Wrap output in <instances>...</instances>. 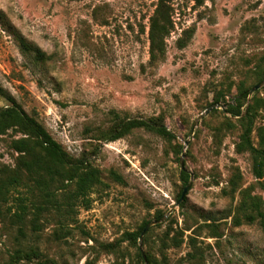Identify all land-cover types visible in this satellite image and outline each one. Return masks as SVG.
<instances>
[{
	"label": "rangeland",
	"instance_id": "374dc122",
	"mask_svg": "<svg viewBox=\"0 0 264 264\" xmlns=\"http://www.w3.org/2000/svg\"><path fill=\"white\" fill-rule=\"evenodd\" d=\"M156 3L0 0V10L12 25L50 56L43 66L33 65L0 25V86L68 153L79 157L88 152L102 180L91 194L89 209L79 202L64 218L52 209L43 214L38 233L27 223L25 238L8 218L0 217V264H39L12 259L17 249L29 246L39 247L58 264H132L135 248L124 243L115 254L106 245L144 221H154L158 212L168 215L150 234L159 261V239L169 225L177 233L186 227L196 230L186 231L180 248L164 251L167 261L159 264H188L190 235L202 248L204 264H264V228L258 222H233L240 190L254 186V194L264 200L250 155L236 151L240 126L226 129L228 115L219 109L194 127L217 90L231 86V99L240 84L251 89L256 85L264 68V0H173L175 29L166 56L150 63L149 18ZM192 28L191 40L179 48L183 32ZM255 93L263 106L257 125L263 126L264 85ZM6 105L0 100V106ZM116 115L162 116L175 138L168 141L137 129L112 143L93 139ZM220 127L223 131L215 138ZM19 137L12 131L0 136V169L15 168L18 155L11 142ZM182 170L190 174L189 190L184 207H175L184 186ZM237 171L242 179L233 193L231 180ZM17 190L9 197L12 212L17 197L38 195L35 189ZM206 224H216L219 237H212Z\"/></svg>",
	"mask_w": 264,
	"mask_h": 264
},
{
	"label": "trees",
	"instance_id": "16d2710c",
	"mask_svg": "<svg viewBox=\"0 0 264 264\" xmlns=\"http://www.w3.org/2000/svg\"><path fill=\"white\" fill-rule=\"evenodd\" d=\"M172 1L157 0L154 13L149 18L150 63H159L166 56L167 40L175 29L173 20L175 10ZM0 25L12 35L20 52L30 63L35 66H43L50 60V56L16 29L1 10ZM193 33V28L185 30L183 32L184 36L177 42L178 47H186ZM262 82H264V68L258 73L254 87ZM251 90L242 83L237 89V94L230 97L231 99H228L231 95V86L226 90H217L213 102L207 104L204 110H207L213 104L225 106L222 113L229 116H226L227 121L224 124L226 129H233L236 124L241 128L240 142L236 145V151L239 154L248 153L250 155L253 163V175L257 180V185L264 189V125H257L260 110L263 106L260 104L257 93L251 96ZM0 100L9 103V105L0 106V136L6 135L9 131L20 135L19 138H15L11 142L12 151L18 155L15 168L4 166L0 169V217L8 218L18 227L19 235L25 238L27 223L32 227L33 232L38 233L41 231L43 214H49L52 209L61 213L60 218L66 217L68 209L79 202L86 209H89L91 194L98 185L102 184V180L101 172L91 162L88 152L84 151L79 157H74L68 153L62 144L48 132L46 127L35 116L28 114L1 86ZM219 112L220 110L216 109L212 114ZM223 128L220 127L215 130V138L219 136ZM137 129L146 130L168 141L175 138L174 134L167 128L162 116L148 119H125L116 115L112 125L105 130H100L93 139L112 143L125 138ZM254 135L257 137V142L253 141ZM178 149V154L182 153L183 146H179ZM113 175L121 180L118 174L113 173ZM181 178L184 181V186L177 196L178 202L188 185L190 174L182 170ZM241 179L242 176L237 171L231 180L233 193L238 192V183ZM21 187L29 190L35 189L38 191V195L32 193L33 198L17 197V210L12 212L9 197L13 190L18 191L17 189ZM58 193H62L63 199L58 197ZM238 193L240 202L233 219L235 226L258 222L264 228L263 198L254 194V186L240 190ZM184 201L182 202L183 207ZM4 207L7 208L4 210ZM29 214L32 215L31 218H28ZM165 215L164 212H158L154 217V221L161 220ZM149 222L151 221H144L135 231L125 232L117 241L107 244V250L115 254L120 253L122 244L128 243L136 249L134 256L131 257L132 264H159L167 261L164 251L180 248L185 243L186 231H193L192 233L196 234V230H192L193 227H186L177 233L169 225L164 236L159 239L158 248L162 253V260L159 261L152 252L150 234L154 229L161 228L164 223L153 226L149 230L143 238V254L140 249V235ZM206 225L212 229V237H219L216 224ZM63 229L61 227V231ZM188 245L192 251L187 254L185 259L187 263L204 264L203 251L198 246L195 236H188ZM12 259L37 260L39 264H58L37 246L17 249Z\"/></svg>",
	"mask_w": 264,
	"mask_h": 264
},
{
	"label": "water",
	"instance_id": "95a60500",
	"mask_svg": "<svg viewBox=\"0 0 264 264\" xmlns=\"http://www.w3.org/2000/svg\"><path fill=\"white\" fill-rule=\"evenodd\" d=\"M264 85V82H262L261 84H259L258 86L254 87L252 90H251V94L255 93L257 90H259L262 86ZM216 109H221V110H225V106L222 105V104H213L211 107H209L207 110H205L200 116L199 118L197 119V121L195 122L194 124V127L197 125L198 121L199 120H202L204 117L208 116L212 111L216 110ZM183 164V163H182ZM189 190V186H187L184 191H183V194L181 196V199L179 200V202H177V204L175 205V207L179 206L180 203H182L184 201V198L186 197V194ZM172 212V211H171ZM171 212L169 214H171ZM168 218V215H165L164 218H162L161 220H158V221H152V222H149L147 224V226L145 227V229L143 230V232L141 233L140 235V249H141V252L143 254V238L144 236L149 232V230L153 227V226H156L158 224H163L165 223V221L167 220ZM147 264V263H145Z\"/></svg>",
	"mask_w": 264,
	"mask_h": 264
}]
</instances>
